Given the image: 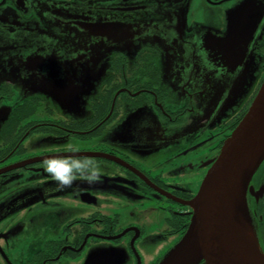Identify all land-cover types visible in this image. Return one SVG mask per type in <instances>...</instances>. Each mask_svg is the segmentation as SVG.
<instances>
[{
    "label": "flooded vegetation",
    "instance_id": "1",
    "mask_svg": "<svg viewBox=\"0 0 264 264\" xmlns=\"http://www.w3.org/2000/svg\"><path fill=\"white\" fill-rule=\"evenodd\" d=\"M263 82L264 0H0V264H158ZM247 200L264 250V160Z\"/></svg>",
    "mask_w": 264,
    "mask_h": 264
},
{
    "label": "water",
    "instance_id": "2",
    "mask_svg": "<svg viewBox=\"0 0 264 264\" xmlns=\"http://www.w3.org/2000/svg\"><path fill=\"white\" fill-rule=\"evenodd\" d=\"M263 160L264 82L189 202L193 215L187 231L158 264H264L247 200L250 181ZM98 251L109 262L117 260L113 249Z\"/></svg>",
    "mask_w": 264,
    "mask_h": 264
},
{
    "label": "clouds",
    "instance_id": "3",
    "mask_svg": "<svg viewBox=\"0 0 264 264\" xmlns=\"http://www.w3.org/2000/svg\"><path fill=\"white\" fill-rule=\"evenodd\" d=\"M42 167L60 186L71 185L78 175L88 182L100 179V166L87 158L46 157Z\"/></svg>",
    "mask_w": 264,
    "mask_h": 264
},
{
    "label": "rangeland",
    "instance_id": "4",
    "mask_svg": "<svg viewBox=\"0 0 264 264\" xmlns=\"http://www.w3.org/2000/svg\"><path fill=\"white\" fill-rule=\"evenodd\" d=\"M227 48L233 47L234 43H224ZM243 95L236 96L232 91L229 96L225 99V104L220 108L219 120L227 117V112H233V107L238 106ZM176 244V243H175ZM174 244V245H175Z\"/></svg>",
    "mask_w": 264,
    "mask_h": 264
}]
</instances>
